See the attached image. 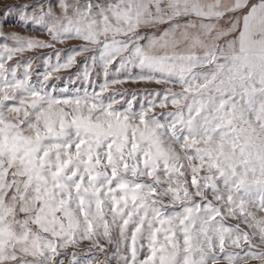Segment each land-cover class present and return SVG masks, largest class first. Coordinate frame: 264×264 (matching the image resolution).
<instances>
[{
	"label": "snow or ice",
	"instance_id": "snow-or-ice-1",
	"mask_svg": "<svg viewBox=\"0 0 264 264\" xmlns=\"http://www.w3.org/2000/svg\"><path fill=\"white\" fill-rule=\"evenodd\" d=\"M0 264H264V0H0Z\"/></svg>",
	"mask_w": 264,
	"mask_h": 264
},
{
	"label": "rangeland",
	"instance_id": "rangeland-1",
	"mask_svg": "<svg viewBox=\"0 0 264 264\" xmlns=\"http://www.w3.org/2000/svg\"><path fill=\"white\" fill-rule=\"evenodd\" d=\"M9 30L20 31V29H19V28H15V29L5 28V31H9Z\"/></svg>",
	"mask_w": 264,
	"mask_h": 264
}]
</instances>
